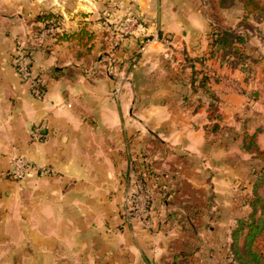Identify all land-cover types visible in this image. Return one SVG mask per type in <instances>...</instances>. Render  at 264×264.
<instances>
[{"label": "crops", "instance_id": "crops-1", "mask_svg": "<svg viewBox=\"0 0 264 264\" xmlns=\"http://www.w3.org/2000/svg\"><path fill=\"white\" fill-rule=\"evenodd\" d=\"M246 14L241 0H0V264H232L249 209L234 198L259 160L245 139L264 152L263 17L248 19L249 76L205 58L215 27L246 35ZM24 48L39 97L15 67ZM18 156L36 167L23 182Z\"/></svg>", "mask_w": 264, "mask_h": 264}, {"label": "trees", "instance_id": "trees-1", "mask_svg": "<svg viewBox=\"0 0 264 264\" xmlns=\"http://www.w3.org/2000/svg\"><path fill=\"white\" fill-rule=\"evenodd\" d=\"M222 8H225V0H219ZM247 12V18L252 13L261 12L260 6L255 0H241ZM262 13V12H261ZM44 16L43 21L46 22ZM246 35L238 34L236 31L226 29L223 27H215L212 32L211 51L206 60L217 59L220 63L230 65L235 69H239L247 76L252 71V65L257 63V60L247 55L244 48H241L247 40ZM246 39V40H245ZM26 55L30 56L33 49H22ZM16 58V57H15ZM203 61V60H202ZM17 70V68H16ZM201 84L205 87L208 84H212L211 78L199 71ZM42 91V88L40 86ZM211 94V92H209ZM216 132L217 126L213 128ZM244 149L251 154H254V158L259 159L261 152L250 139H245ZM261 159V158H260ZM252 191L254 197L246 196L247 205L251 208V213L248 218L238 220V227L233 233V245L231 247V256L233 258L232 264H264V254L256 250V238L261 232L264 224V167L261 166L254 171L253 174ZM261 191V193H260ZM248 228L247 233L244 236V243L240 245V238Z\"/></svg>", "mask_w": 264, "mask_h": 264}, {"label": "built area", "instance_id": "built-area-1", "mask_svg": "<svg viewBox=\"0 0 264 264\" xmlns=\"http://www.w3.org/2000/svg\"><path fill=\"white\" fill-rule=\"evenodd\" d=\"M124 34L131 32V27L128 25L123 26ZM30 56L26 55L25 52L21 49L18 50L17 56L14 59L15 67L21 78L26 82L30 83L33 91L39 97L42 95V91L40 89V83L38 78H33L31 75V60ZM42 137L41 129H37L34 132V139L39 140ZM36 167L31 163L26 157L18 156L14 158L11 167V177L17 182H23L29 172L34 170ZM41 171L45 174H53V170L45 168L41 169ZM146 201L145 194L141 191L137 196L129 198L127 200V207L125 209V217L127 220H131L135 213L139 212V205L141 202ZM145 211V210H143Z\"/></svg>", "mask_w": 264, "mask_h": 264}, {"label": "rangeland", "instance_id": "rangeland-1", "mask_svg": "<svg viewBox=\"0 0 264 264\" xmlns=\"http://www.w3.org/2000/svg\"><path fill=\"white\" fill-rule=\"evenodd\" d=\"M256 1V3L259 5V3H260V8H261V12H258V14H259V17L261 16V17H263L262 19H264V0H255ZM251 18V17H250ZM250 18H247V16H246V19H245V28L244 29H246L247 30V32H246V41H245V45H242L241 46V48H245L246 46H247V42L249 41V37H250V35H252L253 34V32H254V30L255 29H258V28H256V27H258V25H253L250 21H248V19H250ZM225 81V80H224ZM225 82H228V80L226 79V81ZM240 93H242V94H244L245 92L244 91H242L241 89H239L238 90ZM246 94V93H245ZM249 94H250V92H249ZM261 155L262 156H260V158H259V160H258V162H255L253 165H254V168L256 167L257 168V170L259 169V167H261V166H263L264 167V152L263 153H261ZM245 173V175H246V172H244ZM250 178H248L247 180H249ZM252 180H254V178H252ZM253 183V182H252ZM251 194L249 195V196H251V197H254V193H253V191H252V189H251V192H250ZM260 193H261V191H260ZM235 199V204H238V205H242V204H244V202L245 203H247V201H246V199H244V198H240V197H237V198H234ZM248 204V203H247ZM238 213H239V217H241V218H239V220H243V219H246V218H248V216L250 215V213H251V208L249 207V209H247V208H244V210L242 209V208H240V209H238ZM235 216H236V214H235ZM237 226V225H236ZM237 229V228H236ZM247 231H248V228L245 230V232H244V234L241 236V238H240V245H243V243H244V236H245V234L247 233ZM256 243H257V245H256V250H258V251H260L261 253H263L264 254V224H263V228L261 229V232L258 234V236H257V238H256Z\"/></svg>", "mask_w": 264, "mask_h": 264}]
</instances>
